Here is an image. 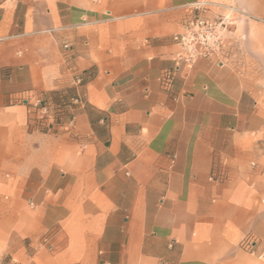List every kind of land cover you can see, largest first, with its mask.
Returning a JSON list of instances; mask_svg holds the SVG:
<instances>
[{
  "label": "crops",
  "instance_id": "0c3cea01",
  "mask_svg": "<svg viewBox=\"0 0 264 264\" xmlns=\"http://www.w3.org/2000/svg\"><path fill=\"white\" fill-rule=\"evenodd\" d=\"M194 1L0 0V264H264V0L177 65Z\"/></svg>",
  "mask_w": 264,
  "mask_h": 264
},
{
  "label": "built area",
  "instance_id": "2783aa9c",
  "mask_svg": "<svg viewBox=\"0 0 264 264\" xmlns=\"http://www.w3.org/2000/svg\"><path fill=\"white\" fill-rule=\"evenodd\" d=\"M210 5L206 0H195L191 3L194 15L183 23L179 32L172 36V40L178 47L175 53L177 65L194 63L200 57H208L219 51L224 33L233 19L229 14L219 15L217 18L206 17L204 13ZM230 9V12L236 10ZM68 48L69 46L64 44V49ZM43 110L46 111V109Z\"/></svg>",
  "mask_w": 264,
  "mask_h": 264
},
{
  "label": "rangeland",
  "instance_id": "374dc122",
  "mask_svg": "<svg viewBox=\"0 0 264 264\" xmlns=\"http://www.w3.org/2000/svg\"><path fill=\"white\" fill-rule=\"evenodd\" d=\"M226 6L228 5H223L224 9L221 15L229 14L233 19L232 21H234L238 14H240V12H238L234 8L232 9L235 11L230 12ZM231 26L232 25L228 26L227 30L224 33V37L231 30ZM239 39V46L238 48H236L237 54L234 55L235 58H233V61H235L237 64H240L241 70L244 69L248 72H251L250 84L252 86V90L258 97L259 95L264 94V57L259 54L257 50L249 48L247 46L246 38L243 33H239ZM243 57L247 61V63H245V66L244 63H242Z\"/></svg>",
  "mask_w": 264,
  "mask_h": 264
},
{
  "label": "bare ground",
  "instance_id": "6f19581e",
  "mask_svg": "<svg viewBox=\"0 0 264 264\" xmlns=\"http://www.w3.org/2000/svg\"><path fill=\"white\" fill-rule=\"evenodd\" d=\"M229 9H230V7H229ZM230 10H233V9H230Z\"/></svg>",
  "mask_w": 264,
  "mask_h": 264
}]
</instances>
